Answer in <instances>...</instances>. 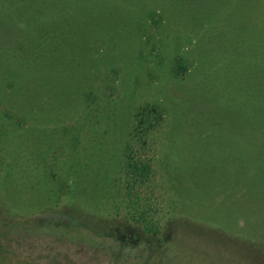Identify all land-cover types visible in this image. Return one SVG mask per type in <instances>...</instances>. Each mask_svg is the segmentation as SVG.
I'll list each match as a JSON object with an SVG mask.
<instances>
[{"label": "rangeland", "instance_id": "obj_1", "mask_svg": "<svg viewBox=\"0 0 264 264\" xmlns=\"http://www.w3.org/2000/svg\"><path fill=\"white\" fill-rule=\"evenodd\" d=\"M86 1L0 0V264H264V79L240 103L200 43L222 7Z\"/></svg>", "mask_w": 264, "mask_h": 264}, {"label": "trees", "instance_id": "obj_2", "mask_svg": "<svg viewBox=\"0 0 264 264\" xmlns=\"http://www.w3.org/2000/svg\"><path fill=\"white\" fill-rule=\"evenodd\" d=\"M38 2L42 4L44 0H9V7L14 11L17 10L20 18L24 16L28 18L29 8L33 9ZM86 2L87 5L84 6L80 16L81 19L94 20V11H104L102 3L99 1L92 2L88 0ZM46 4L50 6L49 2ZM204 4L206 6L209 4L222 7L223 11L219 13L225 16V19L220 20L223 21L221 30H211L207 22L202 21L203 28L200 31V35H202L200 43L205 45V48L213 54L215 63L221 69L224 68L229 73L231 72L236 81L239 80L242 82L241 85L246 86L239 89L236 99L239 102L240 98L245 100V93L248 92L254 108L257 109L258 102L261 99L259 86L264 79L262 78L264 68V0H204ZM41 9L44 12L45 7L42 6ZM4 20L8 21L7 19ZM20 22L24 24L23 21ZM224 24H227V26H224ZM220 34L223 35L225 42L228 40L234 41L235 47L231 51L213 44V41H216ZM243 82H251L254 85H244ZM220 97L222 99V96ZM221 110L225 111L220 109L219 112ZM261 146L262 139H259L255 149H259ZM242 158V156L238 157L240 162H243ZM253 159L256 163L264 160L261 156H254ZM217 164H219V161H217Z\"/></svg>", "mask_w": 264, "mask_h": 264}]
</instances>
